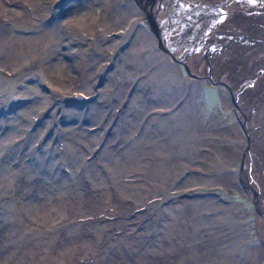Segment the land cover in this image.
I'll use <instances>...</instances> for the list:
<instances>
[{"label": "rangeland", "instance_id": "obj_1", "mask_svg": "<svg viewBox=\"0 0 264 264\" xmlns=\"http://www.w3.org/2000/svg\"><path fill=\"white\" fill-rule=\"evenodd\" d=\"M126 1L88 0V15L69 12L77 0H0V264H264L262 210L233 181L244 139L226 79L204 72L193 95L182 81L157 91L162 58L135 43L152 27L143 15L138 25L123 18ZM242 1L216 13L231 33L243 29V8L264 4ZM165 3L146 6L161 24ZM82 11L89 23L71 16ZM256 16L246 25L258 32ZM59 19L56 35L47 26ZM218 33L213 56L234 39ZM253 63L264 69L259 56Z\"/></svg>", "mask_w": 264, "mask_h": 264}, {"label": "bare ground", "instance_id": "obj_2", "mask_svg": "<svg viewBox=\"0 0 264 264\" xmlns=\"http://www.w3.org/2000/svg\"><path fill=\"white\" fill-rule=\"evenodd\" d=\"M165 1H166L165 3L166 12H164V16L161 21H162V26L164 27L166 25L170 26L167 31V36H166V27H165L164 37L167 40V43H169L170 45H173L175 47L174 50L176 52L179 51V53H181L183 57L188 60V63L192 67L193 72H197V73L198 72H206V73L209 72L208 73L209 75H211L212 77H218V78H221L223 76L230 86L231 93L234 96V101L236 102V105H237V109L235 111L236 117H235L233 129L238 134L239 137L244 139L243 140L244 141V144H243L244 152L242 153L244 154V159H243V164L241 167L242 175L238 177L237 175H235V178L233 179V181H235L236 184L239 183L241 186H244L247 189L253 190L252 192L255 193V196L257 197V200H258L257 202L259 205L260 212L262 210V212L259 213V215H260L261 222H262L261 226L264 227V149H263L264 148V133H261V129L259 128L260 124L264 121V69H258L259 65L255 66L256 68H251V66L254 64L253 62H255V59L258 56H259L260 62L261 63L264 62V57H263L264 49H262L264 48L263 47L264 41H260L262 43V46L259 45L258 48L255 50L256 53L254 52V54L252 55L253 59L250 58L248 61L246 60L244 61L241 58V56L237 55L233 57L232 62L230 64L224 65V68H223L222 67L223 65H221L220 63L222 59H224L223 58L224 54L220 56L221 57L219 59L220 62L218 63L217 61H214L213 59L217 57L219 54L216 56H213L212 54L209 53L211 52V50L207 49L208 46L210 48L214 46V48L218 49V41L221 38L218 32H221V29L223 26L221 25L222 20L220 19L216 20L217 18L215 17H217L216 16L217 12L212 13L213 11L216 10V8H218L219 2H217L216 0H208V1L201 0L204 3H202L201 1H197V0H165ZM196 1L201 2V3H197ZM86 2H88V0H77L75 4L73 3L70 6L69 12L73 10L76 11L78 10V8L85 7V10L89 15L91 4H88ZM155 2H157V0H138V1L137 0H127L126 1L127 6L125 8V11L122 13L123 18L124 17L126 18L127 16L132 14L130 18L135 16V19L133 20L134 24H137V25L142 24L140 23V21L141 20L144 21V19H146L147 22H149L147 11L144 13L142 9H145V10L148 9V7L146 6H148V4L155 3ZM251 5L254 6L255 4H251ZM221 7L222 6L220 4L218 10H220ZM258 7L259 5H255L254 9H248V8L245 9L249 13H246L245 11L244 12L248 15H253L250 13L252 12L255 13L256 11H260L261 13L264 12V4L263 5L260 4V7L259 8ZM195 8H197V11L201 10L200 12H202L200 13L197 20H194L192 24L194 28L193 31H195L193 33L195 34L191 35V32L187 33L185 31H182V35H181V32H179L178 34L177 33L175 34L174 26L176 23V19L179 17V15L185 10H188V9L194 10ZM256 8L258 9L256 10ZM232 9H235V8H232ZM152 11L158 12V9L153 8ZM74 13H72L71 16L73 17L75 16L77 19L81 20L83 23L84 22L89 23L87 17H85V12L82 11L77 14H74ZM220 14H222V12ZM138 15L139 17H136ZM142 15L145 16L144 19H142L143 18ZM158 15L159 17H162V14H158ZM205 15H210V17L213 18L212 19L213 25H211L212 24L211 23L209 26H206L205 29L203 30V34H206V32H209L210 37L212 38L207 37L203 41V43L198 44L199 42L194 41V40L197 35V31L199 27L202 25V24L200 25V23H202V20ZM175 16H177V18ZM252 19H256L254 18V15ZM84 26H87V24H84ZM47 27L49 28V30L52 31L53 34L57 35L59 31H61V29L62 30L65 29L66 24L63 22V20L59 19L56 25L54 24L53 26L54 28L52 27V25L47 26ZM254 27L256 26H253V27L250 26L251 29ZM143 28H144L143 33H140L141 28H139L136 31L137 37H136L135 43L153 46L154 49L153 50L150 49V52H152L150 55H153V57L155 56L157 58L158 57L162 58L160 61H163L164 63L163 69L158 71L159 75L156 81L157 83L155 82L156 88L158 87L157 91L161 87L160 85L164 87L163 85L165 84L163 83H165V81H167L169 86H171L172 83H175L177 81H182L184 83V85H182L184 86V89L185 90L188 89L187 91H185V94L187 92L188 96L191 94L193 95L192 92L194 91V88L197 85V80L196 78H194L196 76L191 75V78L187 79L182 74L183 72H181L179 66L176 63L174 64L170 61L168 62L167 58L169 54L166 55L165 51L162 50L163 48L160 45H158L159 43L157 42V39H158L157 33L153 29L151 30L147 28L145 29L144 26ZM252 31H253L252 40L254 42L256 40V44H259L258 43L259 41L257 40L264 38V29L262 28L258 29L257 30L258 32H256L255 30H252ZM216 35H219V38H216ZM231 39L232 38H229L228 40H231ZM181 40L186 42L188 50H185L181 46ZM215 40H218V41L216 42ZM225 43L226 42H224V44ZM260 50H263V51L259 53ZM231 54H232V51L230 49H228L225 53L227 58ZM142 59H141V62H142ZM260 67H262V65H260ZM162 87L160 88V90H163ZM34 100H36V98ZM187 124L185 125V127L187 126ZM195 129H196V126H195L194 121L192 120L190 122V126L187 127L185 131L183 130V128L181 129V133H184V135L187 136V134H190L191 132V135H194ZM179 135H182V134H179ZM247 136L250 137V140L248 141V143L246 142ZM180 137L182 138V136ZM188 137L189 135L187 136V138ZM190 140L192 142H195L194 140H192V138H190ZM256 144L258 145L260 144L262 148H259L258 145ZM187 153L189 154L190 152H187ZM191 153H194V152H191ZM228 154L232 155L231 152H228Z\"/></svg>", "mask_w": 264, "mask_h": 264}, {"label": "flooded vegetation", "instance_id": "obj_3", "mask_svg": "<svg viewBox=\"0 0 264 264\" xmlns=\"http://www.w3.org/2000/svg\"><path fill=\"white\" fill-rule=\"evenodd\" d=\"M244 2V0L242 1V3ZM241 4V3H240ZM229 9H228V13H230V11H231V13H230V16H234V15H236V13H237V10L236 9H232V8H234V7H236L238 4H237V2H235V1H231L230 3H229ZM249 6H250V4H248ZM245 6V5H244ZM252 6V5H251ZM166 8V7H165ZM184 9H185V7H184ZM183 9V10H184ZM244 10L242 11L247 17L246 18H244L245 20H246V22L248 23L249 22V20H253V19H251V18H248V16H251V15H248V14H246V13H249V12H247L246 10H245V8H243ZM248 9H254V6L253 7H249ZM187 10H185V11H183L180 15H179V17L176 19V23L175 24H178V23H181L180 25H181V27L179 28V32H181V35H182V31H185V32H191V27L193 26L192 24H193V21H194V19H195V17L196 18H198L199 17V15L200 14H195V13H193V12H186ZM233 11V12H232ZM246 13H245V12ZM166 12V11H165ZM257 15H260V14H262V13H264V12H260V11H256L255 12ZM138 17V16H137ZM180 17H183V19H179ZM258 17H260L261 18V16H258ZM230 20H232V18L230 17ZM184 21V22H183ZM228 22H230L229 20H228ZM246 22H244L243 20H242V23H241V25H242V27H243V29H241V31H243V32H241V31H239V32H233V33H231V30L227 27V25H226V23L224 22H221V25H223L222 26V29H221V33H227V34H231L232 36H234L235 35V37H234V39L232 38L231 40H228L226 43H225V45H224V47H223V49H221V50H218V53H219V55H221V54H225L226 53V51L228 50V49H230L231 51H232V57H234V56H241V58L245 61H248L250 58L251 59H253L252 58V55H253V52H254V50H251V47H254L255 45H256V42H254L253 40H252V38H253V36H251V35H253V31L252 30H254V28H250V25H246ZM253 22V21H252ZM240 25V26H241ZM245 27H248L247 29H244ZM257 29V27H255V30ZM174 33L176 34L177 33V28H176V25L174 26ZM192 35V34H191ZM194 36V35H193ZM240 36H242L241 38H240ZM263 47H264V45H263ZM223 50V51H222ZM212 55H214V54H212ZM220 62V60H218V63ZM219 78L217 77V80H218ZM227 82V81H226ZM228 84V83H227ZM228 90H229V92H230V96L232 97V98H234V96L232 95V93H231V89H230V86H229V84H228ZM233 102H234V100H233ZM235 103V107L233 108V116H234V118L236 117L235 116V111H236V109H237V105H236V102H234ZM263 123H264V121H263ZM262 123V124H263ZM259 128L261 129V133H264V125L262 126L261 124H260V126H259Z\"/></svg>", "mask_w": 264, "mask_h": 264}, {"label": "water", "instance_id": "obj_4", "mask_svg": "<svg viewBox=\"0 0 264 264\" xmlns=\"http://www.w3.org/2000/svg\"><path fill=\"white\" fill-rule=\"evenodd\" d=\"M138 1V0H137ZM159 3H160V0H157ZM224 1H227V0H221L219 3H218V8H216V10L215 11H213L212 13H215V12H218V11H220V10H218L219 9V6H220V4L222 3L223 4V2ZM154 4V3H153ZM147 10V15H148V17H149V22H150V26L152 27V29L157 33V36H158V43H159V45L163 48V49H165V50H167L172 56H173V58H175V59H181V60H183L184 62H185V64H186V67H187V70H188V72L191 74V75H195V76H200V75H204V74H206V73H204V72H193V70H192V68H191V66H190V64L187 62V60L183 57V55L181 54V53H179V51L178 52H176L174 49H175V47L173 46V45H170L169 43H167V40L165 39V27H166V36H167V31H168V29H169V25H166L165 27L164 26H162V24L161 23H158L157 21L158 20H160L159 18V15L158 14H161L160 13V11H158V12H149V10L148 9H146ZM250 14H253L254 16H256L257 14L256 13H254V12H252V13H250ZM176 18H177V16H175ZM180 20H181V18H179ZM212 19L213 18H211L210 17V15H205L204 16V18H203V20H202V23H200V25L201 24H207V23H212ZM200 28V27H199ZM248 27H246V29H247ZM241 32H243V31H241ZM209 38L210 37V33L209 32H206V34H203V31L199 34V29H198V31H197V35H196V37H195V40L194 41H197V42H199V43H201V42H203L206 38ZM215 37V36H214ZM231 37H235V35L234 36H231ZM210 38H212V37H210ZM216 38H219V35H216ZM257 41H262V39L261 40H257ZM255 42H256V40H255ZM212 78V80L213 81H215V77H211ZM250 140V137L249 136H247V139H246V142L248 143V141ZM251 191V193H252V195H253V198H254V200H255V202H256V206H257V209L259 210V205H258V203H257V197L255 196V193L254 192H252L253 190H250Z\"/></svg>", "mask_w": 264, "mask_h": 264}]
</instances>
